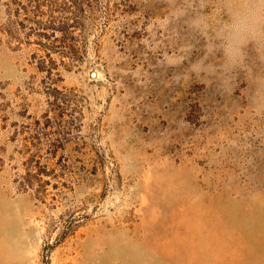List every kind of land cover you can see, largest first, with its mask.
I'll return each mask as SVG.
<instances>
[{"label":"rangeland","instance_id":"1","mask_svg":"<svg viewBox=\"0 0 264 264\" xmlns=\"http://www.w3.org/2000/svg\"><path fill=\"white\" fill-rule=\"evenodd\" d=\"M0 264H264V0H0Z\"/></svg>","mask_w":264,"mask_h":264}]
</instances>
